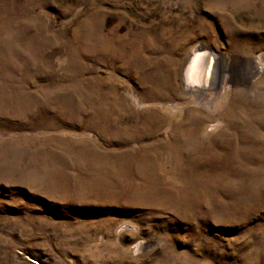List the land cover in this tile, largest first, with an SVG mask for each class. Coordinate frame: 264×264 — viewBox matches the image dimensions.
<instances>
[{
    "label": "rangeland",
    "instance_id": "rangeland-1",
    "mask_svg": "<svg viewBox=\"0 0 264 264\" xmlns=\"http://www.w3.org/2000/svg\"><path fill=\"white\" fill-rule=\"evenodd\" d=\"M263 58L264 0H0V264H264Z\"/></svg>",
    "mask_w": 264,
    "mask_h": 264
},
{
    "label": "bare ground",
    "instance_id": "bare-ground-1",
    "mask_svg": "<svg viewBox=\"0 0 264 264\" xmlns=\"http://www.w3.org/2000/svg\"><path fill=\"white\" fill-rule=\"evenodd\" d=\"M249 65L250 66L246 67L247 70H245L244 72V74L247 77H252L256 74H260L264 71V58L262 59L261 63L256 61L254 62L250 61ZM215 77H216L215 55L208 53L207 51H200L199 49L195 50L192 54V57L185 71V79L187 85L189 87H192L193 89L191 92L196 90L197 91L212 90L218 84V82L217 83L214 82ZM219 81L221 84H224L223 79Z\"/></svg>",
    "mask_w": 264,
    "mask_h": 264
}]
</instances>
